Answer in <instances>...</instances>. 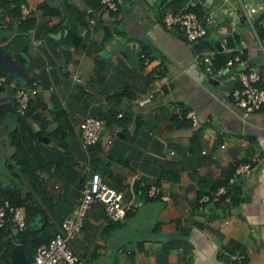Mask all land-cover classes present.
<instances>
[{
  "label": "crops",
  "instance_id": "0c3cea01",
  "mask_svg": "<svg viewBox=\"0 0 264 264\" xmlns=\"http://www.w3.org/2000/svg\"><path fill=\"white\" fill-rule=\"evenodd\" d=\"M176 4L117 0L108 10L98 0H0V84L11 90L32 79L38 84L33 109L22 116L12 94L0 90V199L30 202L32 188L18 169L17 152L30 142L27 126L42 158L30 168L36 182L30 181L52 207V224L65 216L86 171L99 172L129 209L116 220L105 215L100 200L86 209L72 240L85 264H264V108L246 112L234 105L237 69L217 81L188 72L195 53L212 56L219 51L214 42L228 36L236 37L234 45L220 50L241 47L243 63L259 68L264 53L253 28L264 27V0H186L205 16L204 33L189 41L178 27L161 23L162 11ZM198 39L215 49L199 52L193 47ZM60 47L69 50L64 65ZM205 66L199 62L198 70ZM147 92L151 96L141 101ZM187 112L196 115L195 124ZM85 115L105 119L100 135L110 123L118 128L104 143L83 148L77 132ZM39 145L68 162L46 158ZM235 161L250 164L249 174L239 176L244 185L235 182ZM59 165L71 167L76 178L58 176ZM149 183L160 184L157 196L145 195ZM243 188L251 192L241 200ZM5 239L18 242L13 235Z\"/></svg>",
  "mask_w": 264,
  "mask_h": 264
},
{
  "label": "built area",
  "instance_id": "2783aa9c",
  "mask_svg": "<svg viewBox=\"0 0 264 264\" xmlns=\"http://www.w3.org/2000/svg\"><path fill=\"white\" fill-rule=\"evenodd\" d=\"M98 2L102 9L114 10L116 8L115 0H98ZM20 9L23 12L26 11L23 3H20ZM160 20L166 28L178 27L188 41L195 40L204 33L205 16L203 14L197 15L194 11L185 9L184 6L163 10ZM253 34L264 53V36L259 37L254 28ZM219 45L218 50L228 48L224 45V41H219ZM232 50L234 51L232 55L220 67L211 66V55L195 53L188 63V72L196 80L207 78L210 81H217L226 67H236L235 69H237V66H240L237 69V85L230 90L233 103L246 112L258 109L264 105V61L261 62L259 68L247 66L241 57L243 48L233 47ZM140 56L146 61V57L142 54ZM199 62L206 64L204 71L198 70ZM3 78L0 75V80ZM49 87L52 88V86ZM37 90L38 84L35 79L29 81L28 84L13 87L12 98L19 115L25 113L29 100L37 93ZM150 96V92L143 94L141 101L148 100ZM173 112L178 118L183 116L180 105L175 106ZM186 116L189 117L191 124L198 121L193 112H187ZM104 126L105 119L102 117L83 116L77 132L80 145L86 148L95 142ZM249 172V163L239 162L233 168V175L236 177L249 174ZM161 190L160 184L149 183L145 188V195L154 197ZM206 199L205 195L200 198V200ZM96 200L102 201L103 211L111 220L120 218L129 209L128 200L124 199L119 191L109 189L99 172L87 170L82 185L73 198L66 215L59 222L54 223L53 235L35 246L28 264H85L83 256L73 247L71 239L79 232L86 208ZM6 220L12 222L16 229L22 228L24 224L23 204H13L7 199H0V226ZM232 258L238 261L240 255L234 254Z\"/></svg>",
  "mask_w": 264,
  "mask_h": 264
},
{
  "label": "trees",
  "instance_id": "16d2710c",
  "mask_svg": "<svg viewBox=\"0 0 264 264\" xmlns=\"http://www.w3.org/2000/svg\"><path fill=\"white\" fill-rule=\"evenodd\" d=\"M116 4H117V0ZM173 0H171L172 2ZM186 0H177V4L172 7V9L179 8L181 6H184L185 9L194 11L197 15H200V11L198 10L197 5L189 6L183 4ZM171 4L165 3V6H170ZM260 19L264 20V13L261 14ZM243 16H241V19ZM254 29L259 37L264 36V27L261 25H254ZM68 35V34H67ZM67 35L65 37H67ZM199 41L201 43V40L198 39L193 47L196 46V49L199 52L206 51L209 49H215L212 43L209 41L203 40L201 43L202 45L198 46ZM236 41V37L228 36L225 38L224 45L226 47H232L234 45V42ZM234 51H227L222 52L221 50L214 52V54L211 56L210 64L212 67H220L224 64L225 60L232 55ZM241 57H244V53L241 54ZM29 83V82H28ZM259 84V83H257ZM264 86V85H263ZM31 100V99H30ZM30 100L27 104V107L25 109L26 112L32 111L33 107H30ZM40 105V104H38ZM261 107L264 108V105H261ZM24 113V114H25ZM21 114L20 116L24 115ZM32 116H37L36 114H32ZM44 120H47V117H42ZM41 125V121L39 122ZM29 132H30V142L29 141H23V144H21V150H18L17 152L20 154L19 163L18 166L19 171L28 179V184L32 188V192L29 191V198L30 202L27 204L21 203L22 200L18 197H11L7 200L13 204H23L24 206V224L23 227L20 229H17L16 232H12L13 224L9 220H6L2 226H0V264H7V257L8 252L10 248L12 247L13 243H11L9 240H6V236L13 235L17 241L20 243L21 249L24 251L26 257L28 260L31 259L33 251L35 246L39 242L46 241L49 237L53 235V232L55 230V227L53 230L50 229L52 226V222L49 218L50 214V205L48 204L47 200L43 198V196L40 195L39 191L35 188V175L32 174V171H30V168L34 165H41L42 164V158L40 155H38L37 149L34 144H32V135L33 130L31 126H27ZM39 132H42V129L39 128ZM234 166L236 165L237 161L234 162ZM233 166V168H234ZM57 174L61 178H65L66 180H71V178H76L77 172L73 171L71 167L68 165H59ZM56 173V172H55ZM70 176V177H69ZM30 177L35 179L34 181H30ZM68 177V178H67ZM33 194H36L38 197L36 198ZM230 198L233 199V201L238 200L239 194L237 193H231Z\"/></svg>",
  "mask_w": 264,
  "mask_h": 264
},
{
  "label": "water",
  "instance_id": "95a60500",
  "mask_svg": "<svg viewBox=\"0 0 264 264\" xmlns=\"http://www.w3.org/2000/svg\"><path fill=\"white\" fill-rule=\"evenodd\" d=\"M214 46L216 48H219L220 45H219V41H215L214 42ZM60 51L62 52V55H63V65L66 64L67 62V59L69 57V50L66 49V48H63V47H60L59 48ZM240 66H237V69L239 68ZM236 67H226L224 70V72L220 75L219 78L221 77H224L226 75V73L228 72V70H233L235 69ZM208 81H210L208 79ZM0 90H4L7 97H11V94H12V90L11 88L8 86V85H5V84H0ZM114 128H118V126H116L115 124L113 123H110L108 124V126L106 127V129L103 131V133L99 136V138L97 139V141L104 143L105 140L107 139L108 135L112 132V129ZM34 134L36 135L37 139H40L42 142L46 140V138L43 136V137H40L38 135V131L35 130ZM39 149L42 151V153L44 154V156L48 159H62V160H65L68 162V157L67 156H64V155H60L58 154L57 152H54V151H50L48 150L46 147L42 146V145H39L38 146ZM236 184H240V185H244V182L241 181V177H237L236 180H235ZM251 192V189L250 188H243L242 189V196L240 197L241 200L243 199H248V196L247 194H249ZM187 227H183L180 229V232L181 233H185ZM17 229L15 227L12 228V231L15 232ZM9 264H28L29 260L27 259V257L25 256L23 250L21 249V246H20V243L17 242V243H14L12 245V247L10 248L9 250Z\"/></svg>",
  "mask_w": 264,
  "mask_h": 264
},
{
  "label": "rangeland",
  "instance_id": "374dc122",
  "mask_svg": "<svg viewBox=\"0 0 264 264\" xmlns=\"http://www.w3.org/2000/svg\"><path fill=\"white\" fill-rule=\"evenodd\" d=\"M209 84V83H208ZM83 151V150H82ZM70 190L71 189H69V187L66 189V192L64 193V196H63V198H68V196L70 195ZM96 201H98V200H96ZM95 202V201H94ZM94 202H92V203H94ZM90 204L86 209H90V207L93 205V204ZM65 209H66V206L65 205H63V206H58V208H57V210L55 211V213L53 212V215H54V218H56V219H58L59 218V215H62L63 213H64V211H65ZM88 209V210H89ZM50 210L52 211V207H50ZM86 212V211H85ZM66 215V214H65ZM84 217V216H83ZM83 217H82V219H83ZM81 223H82V221H81ZM53 226H54V224H52V226L50 227V229L51 230H53ZM81 226V225H80ZM77 234H79V232L77 233ZM72 240H73V238L71 239V242H72Z\"/></svg>",
  "mask_w": 264,
  "mask_h": 264
}]
</instances>
